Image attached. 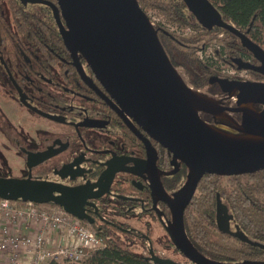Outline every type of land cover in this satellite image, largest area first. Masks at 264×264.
<instances>
[{
	"label": "flooded vegetation",
	"instance_id": "obj_1",
	"mask_svg": "<svg viewBox=\"0 0 264 264\" xmlns=\"http://www.w3.org/2000/svg\"><path fill=\"white\" fill-rule=\"evenodd\" d=\"M49 3L57 5L52 0H0V135L12 144L10 152L23 160L26 173L17 178L19 183L48 182L69 189L80 188L79 193L55 191L49 197H63L75 208L81 203L80 221L110 235L123 233L127 238L138 240L142 249H153L156 253L151 235L158 229L165 235L166 246L173 249L167 231L170 210L152 194L148 166L143 164L147 153L138 135L147 137L155 149V169L171 198L187 182L188 168L137 123L131 124L138 133L124 123L81 79L66 47L59 50L45 37L37 41L33 30H38L41 37L50 28L59 32ZM21 12L29 24L23 28ZM38 44H43L44 48ZM234 57L247 56L228 53L229 64L232 65L229 60ZM79 62L86 76L107 96L85 61L79 58ZM215 76L263 81L261 76L253 79ZM196 91L219 100L223 107L237 106V97L228 96L218 85ZM255 107L260 109V106ZM19 115H25L29 126L34 128L28 141L13 124ZM199 116L218 129L238 132L235 125L240 122V113L223 111L220 116H214L199 112ZM38 125L40 127H36ZM2 149L5 151L6 147ZM4 151H0V159L5 156ZM114 160L116 167L122 170L115 174L109 190L101 196L89 197L103 187V174ZM203 180V186L215 190V213L206 224L207 229L221 233L222 239L237 245L240 237L250 239L231 215L230 207L236 201L264 199V170L228 176L204 174L192 198ZM139 225L144 228L140 229ZM259 243L264 246V241Z\"/></svg>",
	"mask_w": 264,
	"mask_h": 264
},
{
	"label": "water",
	"instance_id": "obj_2",
	"mask_svg": "<svg viewBox=\"0 0 264 264\" xmlns=\"http://www.w3.org/2000/svg\"><path fill=\"white\" fill-rule=\"evenodd\" d=\"M53 9L59 34L70 53L81 79L109 105L124 123H137L160 146L188 168V180L173 198L164 191L156 172L155 149L147 137L138 135L144 144L148 178L152 194L169 207L171 221L168 235L172 246L189 262L177 263L151 254L158 264H264V262H219L202 255L188 240L183 214L199 179L204 174L237 175L264 170V51L243 32L226 22L209 0H182L197 23L210 30L220 28L236 37L258 64L231 58L232 65L258 73L263 81L235 80L212 76L228 96L237 97V106L223 107L220 101L193 90L170 62L157 36L158 29L137 0H56ZM63 21V22H62ZM82 58L94 78L106 92L100 91L86 76L79 62ZM255 106H260V109ZM223 111L240 113L235 125L237 134L205 123L199 112L220 116ZM112 161L104 172L109 186L120 168ZM30 170V165H27ZM30 175H28L29 178ZM69 189L43 182L20 184L17 178H0V198L11 201L52 203L81 219L82 204L74 207L63 197L50 198L52 192ZM218 214V212H217ZM242 241L257 245L245 237Z\"/></svg>",
	"mask_w": 264,
	"mask_h": 264
},
{
	"label": "trees",
	"instance_id": "obj_3",
	"mask_svg": "<svg viewBox=\"0 0 264 264\" xmlns=\"http://www.w3.org/2000/svg\"><path fill=\"white\" fill-rule=\"evenodd\" d=\"M137 2L144 13L154 10L170 24L180 28L189 27L197 31L187 36H177L161 25L153 23L154 27L158 29V39L170 62L194 90H202L212 85L217 86L215 83H210V78L219 75L218 72L214 71L211 65L201 62L195 52L204 42L210 41L219 34H222L223 38L220 41L223 42L229 54L236 56L239 53L245 54L251 58L252 64H258L241 47L238 39L229 32L220 28L208 30L197 23L186 10L182 0H137ZM209 2L226 22L243 32L264 51V0H209ZM20 17L22 28L29 25L26 23L23 12L20 13ZM37 31L33 30L37 41L45 37L57 49L65 50L62 38L54 28H50L48 33L42 37ZM39 46L44 48L43 44ZM229 61L231 62V58ZM249 73L252 77L260 78L258 73L253 71H249ZM203 183L204 180L201 181L198 191L183 214L184 229L190 243L202 255L219 262H264V246L259 243L264 241V199L240 203L236 201L230 207L231 215L236 218L240 228L249 236L251 239L249 240L258 243L253 245L240 240L238 245L233 244L227 239H222L221 233H213L206 227L215 213V190L207 189ZM93 229L102 237L105 246L96 251H86L84 259L79 263L63 261V264H156L149 259L151 254L181 263L161 256L153 249L135 252L105 231H100L96 227ZM173 249L176 251L175 248ZM183 259L184 263H189L184 257ZM49 264L58 263L51 262Z\"/></svg>",
	"mask_w": 264,
	"mask_h": 264
},
{
	"label": "built area",
	"instance_id": "obj_4",
	"mask_svg": "<svg viewBox=\"0 0 264 264\" xmlns=\"http://www.w3.org/2000/svg\"><path fill=\"white\" fill-rule=\"evenodd\" d=\"M149 19L175 35L186 33L168 23L160 24L153 17ZM186 31L194 32L189 27ZM218 58L220 62L229 64L227 54ZM242 60L252 63L249 57H243ZM248 72L229 64L228 68H222L218 74L246 79ZM104 246V240L95 229L58 205L0 198V254L6 256L8 264L79 263L84 259L86 251H96Z\"/></svg>",
	"mask_w": 264,
	"mask_h": 264
},
{
	"label": "rangeland",
	"instance_id": "obj_5",
	"mask_svg": "<svg viewBox=\"0 0 264 264\" xmlns=\"http://www.w3.org/2000/svg\"><path fill=\"white\" fill-rule=\"evenodd\" d=\"M164 1V0H160ZM149 17H153L158 22L161 24V22L168 23L164 20V18L159 15L156 11L154 10H148L146 13ZM170 24V23H168ZM171 26H176L173 24H170ZM178 27V26H176ZM180 28V27H178ZM183 29L186 33L184 35H177V36H187L190 34H194L197 31L194 30V32L187 33L186 28H181ZM223 38V36L219 37V35L213 39H211L208 42H204L198 49H196L195 55L197 58L208 65H211L212 69L214 71L220 72L222 68H228L229 64H224L220 62L219 56H225L226 54L228 55L227 49L224 47L223 42L220 41V39ZM203 48L200 52V49ZM201 56L202 60L199 58ZM216 59H215V58ZM246 79H253L254 77L251 76V74L248 72L246 73ZM186 82V81H185ZM14 126L19 129L21 136L25 140H29L30 137L33 135V130L34 128H31L28 124V120L25 117V115H19L16 116L14 119ZM40 127V125L36 126ZM38 129V128H37ZM228 132V131H227ZM231 134H237L236 132H229ZM12 146L11 143L7 142V140H4L1 135H0V151L3 152L6 147L5 156L0 159V178H18L21 175L26 173L25 168L23 167V160L21 157L11 153L13 149H11L9 146ZM140 229H143L141 225H139ZM115 239H117L122 245H126L135 252H142V246L139 243L138 240H132L131 238H127V236L123 233L117 232L116 234L112 235ZM151 236H153L154 241L153 244L157 250V253L159 255L171 258L173 260H176L178 262H184L183 257L176 252L174 249L169 248L166 246L167 242L165 241V235L161 233L158 229L153 233ZM58 264H63V261L57 262Z\"/></svg>",
	"mask_w": 264,
	"mask_h": 264
},
{
	"label": "crops",
	"instance_id": "obj_6",
	"mask_svg": "<svg viewBox=\"0 0 264 264\" xmlns=\"http://www.w3.org/2000/svg\"><path fill=\"white\" fill-rule=\"evenodd\" d=\"M0 264H8L6 256L0 254Z\"/></svg>",
	"mask_w": 264,
	"mask_h": 264
},
{
	"label": "bare ground",
	"instance_id": "obj_7",
	"mask_svg": "<svg viewBox=\"0 0 264 264\" xmlns=\"http://www.w3.org/2000/svg\"><path fill=\"white\" fill-rule=\"evenodd\" d=\"M223 126V125H222Z\"/></svg>",
	"mask_w": 264,
	"mask_h": 264
}]
</instances>
